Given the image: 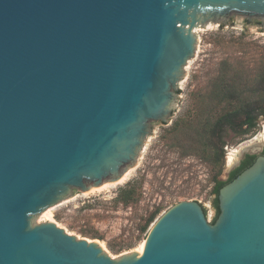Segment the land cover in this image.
Returning <instances> with one entry per match:
<instances>
[{"label":"water","instance_id":"obj_1","mask_svg":"<svg viewBox=\"0 0 264 264\" xmlns=\"http://www.w3.org/2000/svg\"><path fill=\"white\" fill-rule=\"evenodd\" d=\"M234 14L264 27V0H0V264H264L261 154L219 189L214 222L179 201L140 253L33 223L123 176L169 122L194 29Z\"/></svg>","mask_w":264,"mask_h":264},{"label":"rangeland","instance_id":"obj_2","mask_svg":"<svg viewBox=\"0 0 264 264\" xmlns=\"http://www.w3.org/2000/svg\"><path fill=\"white\" fill-rule=\"evenodd\" d=\"M207 24L195 29V53L184 66L168 124L151 123L129 167L133 168L131 175L121 183L90 193L81 191L59 201L51 206V218L42 211L33 216V223L54 221L76 237L101 242L104 251L117 258L137 251L152 223L145 231L141 228L157 208L154 220L179 201L195 200L212 222L216 216L215 182L225 180L245 153H260L264 140L244 152L236 164L228 165V156L234 149L256 141L264 130V116H257L255 126L245 133L228 129L222 134V161L199 131L204 119L227 106L224 99L217 97L221 90H234L235 101H242L244 109L258 106L256 101L264 90V27L237 14L211 19ZM176 122L177 128L171 129ZM129 186L134 187V196L122 202L120 190Z\"/></svg>","mask_w":264,"mask_h":264},{"label":"trees","instance_id":"obj_3","mask_svg":"<svg viewBox=\"0 0 264 264\" xmlns=\"http://www.w3.org/2000/svg\"><path fill=\"white\" fill-rule=\"evenodd\" d=\"M263 95L260 97L256 104L258 106H252L248 109H244L242 107V101H235L234 98V90L225 89L224 91H219L217 97L220 99H224L226 107L218 111L216 114L208 116V118L204 119L203 126H201V130L199 134L204 136L207 140V145L211 149L212 153L218 155V158H223V145L224 142L222 141L223 133L226 132L228 129L234 130L236 133H245L248 129H251L255 126V119L257 116L262 115L264 116V90H262ZM234 95V96H233ZM239 98V97H238ZM236 103L237 105L230 107L229 104ZM257 110V111H256ZM178 123L176 122L171 129H176ZM255 155H248L245 160H243L239 166L231 170L224 179H217L215 185L213 187V194L215 195L214 198V206L216 208V216L212 220L215 221L219 209H218V200L217 194L219 189L234 179L242 170L247 168L252 164L255 159ZM219 160V159H218ZM135 193V189L133 186H129L127 188H123L120 190L118 195L119 199L122 202L130 201ZM159 213V208L155 209L149 217L146 219L144 225L142 226L141 230L145 231L150 223L154 221V218Z\"/></svg>","mask_w":264,"mask_h":264},{"label":"bare ground","instance_id":"obj_4","mask_svg":"<svg viewBox=\"0 0 264 264\" xmlns=\"http://www.w3.org/2000/svg\"><path fill=\"white\" fill-rule=\"evenodd\" d=\"M207 25H209V24H207ZM207 27H208V26H207ZM195 29H197V27H196ZM195 29H194V31H195ZM254 140H256V141H253V140H252V141H247L246 143H247L248 145L245 143L246 145L244 144V145H242L240 148H236V149H234V150L229 154V156H228V165H229V166H232L233 164H235L236 161L238 160L240 154H241L242 152H244V151H246V150H248V149H253V148L255 147L257 141L264 140V130H263V131L260 133V135L257 136ZM132 169H133V168H128V170L123 174V176H122L117 182L109 183V182H106V181H105V183L103 184V186H101V187H99V188H98V187H97V188L91 187L90 190H88L89 193H90V192H93V191H96V190H99V189H101L102 187L110 186V185H114V184L121 183V182L125 181V180L131 175V173H132ZM51 213H52V208H51V207H50V208L48 207L47 209L44 210L43 215H44V216H47V217H49V218H51ZM46 219H47V218H46ZM52 220H53V219H52ZM100 244L102 245L101 242H100ZM143 246H144V240L140 242V244H139V246H138V248H137V252H138V253L141 252Z\"/></svg>","mask_w":264,"mask_h":264},{"label":"flooded vegetation","instance_id":"obj_5","mask_svg":"<svg viewBox=\"0 0 264 264\" xmlns=\"http://www.w3.org/2000/svg\"><path fill=\"white\" fill-rule=\"evenodd\" d=\"M246 152H247V151H246ZM259 154L264 155V145H262V148H261V150H260V153H258V154L245 153L244 156L242 157L241 161L239 162V164H238L237 166H239L240 163H241L243 160H245L246 157H247L248 155H255V156H257V155H259ZM237 166H236V167H237ZM236 167H235V168H236ZM232 170H233V169H232Z\"/></svg>","mask_w":264,"mask_h":264}]
</instances>
